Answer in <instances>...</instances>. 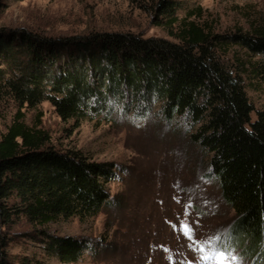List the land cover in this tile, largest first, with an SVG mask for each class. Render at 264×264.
I'll list each match as a JSON object with an SVG mask.
<instances>
[{
	"label": "trees",
	"instance_id": "trees-1",
	"mask_svg": "<svg viewBox=\"0 0 264 264\" xmlns=\"http://www.w3.org/2000/svg\"><path fill=\"white\" fill-rule=\"evenodd\" d=\"M132 1L153 11L157 24L166 20L177 41L119 32L51 41L14 30L0 35V93L21 107L49 101L63 120L109 122L119 109L146 118L159 104L166 120L181 118L190 125L191 141L210 154L221 196L235 212V231L264 253V108L254 106L244 77L252 75L264 85V26L253 33L221 34L186 19L174 32L182 0ZM234 45L249 53V65L230 67L221 60L218 50ZM23 118L19 110L0 139L4 216L23 214L44 227L59 219L84 221L121 206L110 189L120 178L118 165L47 147V133ZM11 199L13 210L6 206ZM37 238L47 258L64 263L80 261L94 245L108 246L44 228Z\"/></svg>",
	"mask_w": 264,
	"mask_h": 264
},
{
	"label": "rangeland",
	"instance_id": "rangeland-1",
	"mask_svg": "<svg viewBox=\"0 0 264 264\" xmlns=\"http://www.w3.org/2000/svg\"><path fill=\"white\" fill-rule=\"evenodd\" d=\"M182 1L174 32L186 19L221 34L253 33L264 26V0ZM137 3L0 0V35L24 29L51 41H71L119 32L177 41L166 28V20L157 24L154 12ZM218 55L230 67L250 61L249 53L238 45L218 50ZM244 77L254 106L263 109L264 85L252 75ZM19 110L27 125L39 124L47 133L45 146L79 151L91 160L118 165L120 178L110 189L122 204L84 221L59 219L44 227L34 225L23 214L6 217L0 212V264H204L203 257L213 256L218 245L225 264H264V253L235 231L236 215L221 196L210 168V154L191 141L187 122L166 120L159 104L151 107L146 118L132 112L124 115L119 109L109 122L104 118L63 120L49 101L35 108L21 107L12 96L0 93V139ZM14 202L6 201V206L13 210ZM39 228L57 235L86 236L91 245L104 241L108 246L94 245L80 261L64 263L42 253Z\"/></svg>",
	"mask_w": 264,
	"mask_h": 264
},
{
	"label": "snow or ice",
	"instance_id": "snow-or-ice-1",
	"mask_svg": "<svg viewBox=\"0 0 264 264\" xmlns=\"http://www.w3.org/2000/svg\"><path fill=\"white\" fill-rule=\"evenodd\" d=\"M203 251V249H202ZM225 257L223 255V252L220 250V246H217V251L213 256H204L203 260H204V264H209L210 261L215 260L216 264H225ZM232 259H235V257H233Z\"/></svg>",
	"mask_w": 264,
	"mask_h": 264
}]
</instances>
